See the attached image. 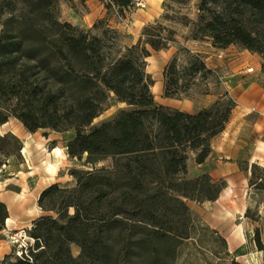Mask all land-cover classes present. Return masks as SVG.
Instances as JSON below:
<instances>
[{"label":"trees","instance_id":"1","mask_svg":"<svg viewBox=\"0 0 264 264\" xmlns=\"http://www.w3.org/2000/svg\"><path fill=\"white\" fill-rule=\"evenodd\" d=\"M98 1L106 15L84 29L60 18V3L74 7L75 0H0V127L14 119L29 133L71 131L67 156L85 167L68 168L71 182L40 192L44 214L28 230L33 246L0 264H175L179 245L192 237L187 201L213 202L225 187L206 172L185 175L189 159L200 165L210 155L233 100L224 92L194 113L160 105L146 58L176 43L175 22L188 28L186 39L233 45L264 60V0H197L194 18L169 13L170 4L187 0H163L160 19L131 46L118 44L107 18L124 16L133 0ZM179 47L163 69V97L179 98L197 76L213 75L201 55ZM182 50L188 59L179 64ZM111 98L125 107L94 123ZM22 148L18 136L0 133V181L22 163ZM248 185L264 195V167L249 166ZM7 217L0 202V239ZM244 217L257 218L248 210ZM251 242L264 255L257 228Z\"/></svg>","mask_w":264,"mask_h":264},{"label":"crops","instance_id":"2","mask_svg":"<svg viewBox=\"0 0 264 264\" xmlns=\"http://www.w3.org/2000/svg\"><path fill=\"white\" fill-rule=\"evenodd\" d=\"M77 1L75 0L74 7L66 3L62 5L66 13L64 20L88 29L95 21L105 17L106 10L100 1L83 0L82 5ZM162 2L163 0H143L142 7L125 11L124 16L110 12L107 25L117 31L122 46H131L138 41L145 25L160 19L163 13ZM173 28L177 31L176 43L164 50H150V55L146 58V72L153 79L151 92L158 104L189 113L208 106L224 92L233 100L234 107L229 120L224 129L211 140L210 155L202 164L196 165V168L201 173H208L213 180L225 181V187L220 191L218 198L209 202L212 212L206 216L207 224L227 240L230 251H237L243 247L245 249L240 236L241 229L230 228V223L244 216L247 208L246 200L250 188L249 166L254 163L264 167V60L256 53L233 45L220 49L213 47L208 41L186 39V36L179 39L180 36L188 34V28L180 26ZM178 45L202 56L206 67L220 80V83L213 84L214 87L219 86L222 92L217 94L209 85V90L195 97H163V69L177 52ZM249 68L251 71L248 72ZM154 74L157 78H154ZM23 130L25 131L24 128ZM8 131L14 133L12 130ZM52 134H56L58 137L55 138L58 140L50 139ZM71 135L72 132L69 131L62 134L51 132L43 136L44 141L50 144L48 143V148L43 144L44 152L41 154L43 170L39 177L33 182L25 181L19 185V194L16 190L13 192L17 196L15 198L7 195L9 190H0V202L5 203L8 208L5 227L1 231L3 238L0 239V260L11 252L4 239L6 231L30 227L33 219L44 214L37 206L40 192L49 184L71 181V178L67 177L71 159L67 156L65 148V142ZM51 141L55 143L51 144ZM22 143L23 161L20 165H27L28 155H31L30 148L25 142ZM245 162L248 165L247 170L242 168ZM12 176L4 179V186L10 185ZM4 193H7L6 196ZM259 203V213L262 215L261 218H264V211L260 209L264 204V195ZM253 254L262 257L260 251L254 250Z\"/></svg>","mask_w":264,"mask_h":264},{"label":"rangeland","instance_id":"3","mask_svg":"<svg viewBox=\"0 0 264 264\" xmlns=\"http://www.w3.org/2000/svg\"><path fill=\"white\" fill-rule=\"evenodd\" d=\"M196 1L197 0H187L184 4H170L169 13L170 15H176L179 17L181 15H186L189 18H194L196 15ZM64 3H60V18L64 20L66 13L63 11L62 5ZM172 24V25H171ZM169 25V24H167ZM170 25L172 27H184L179 23L171 22ZM177 34V31L175 30ZM186 35L180 36L179 39H184ZM120 40V39H119ZM118 42V41H117ZM121 45V42H118ZM179 48H183L181 45ZM188 55L185 51L182 50L179 56V64H183L187 61ZM154 78L157 76L154 74ZM220 83L218 76L213 73L212 76H208L206 80L201 79L197 76L191 86L188 88L186 93H184L181 97H195L197 94H202L206 92L209 85L212 87L213 91L216 90V93L222 92L219 86L214 87L213 84ZM215 89H214V88ZM151 89V88H150ZM125 105L123 103H118L114 101L113 98L109 99L106 102V108L104 111L94 119V123H98L102 120H106L112 117L119 109L124 108ZM8 130H12L16 136H18L23 142L26 143L30 149V156L28 155V164L27 165H15L7 168L9 175H7L4 179L11 177L10 185L4 186V179L0 181V190L4 191L9 190V192L4 193L3 195H11L12 197H17L13 192L18 191L19 194V185L24 183L25 181L33 182L36 178L39 177L41 171L43 170L41 154L43 151V144L48 148L50 142H45L43 139V132L37 131L35 134H27L21 124L14 120L10 119L6 124L0 127V133H4ZM51 133V132H48ZM67 135V134H66ZM56 134H52L50 139H54ZM58 137V136H57ZM57 139V138H55ZM58 140V139H57ZM110 160L107 159L98 164L107 165ZM29 168H28V167ZM70 167L76 168H85L81 165V162L77 160L70 161ZM18 171V172H17ZM61 173H65V171H61ZM194 164L192 158L188 161V172L185 175L187 178H192L198 174H200ZM11 174V175H10ZM70 178V176L67 175ZM71 181H62L61 183H69ZM16 190V191H15ZM11 191V192H10ZM23 197V196H19ZM262 195L258 193L254 187L249 188V192L247 195V208L250 215L256 216V220L250 219L248 217L242 216L240 219L237 218L232 223H230V228L232 229H241V239H243V246H245L237 251H230L229 245L227 244V240L223 238L216 230H213L209 227V224L206 222V216L212 212L210 209L209 202L196 203L193 201H187V205L190 209L193 228H192V237L184 240L179 245L178 255L176 258L175 264H262L264 262V255L260 258L259 256L253 254L254 250H256L251 242L253 237V232L257 228L260 232V238L262 242H264V218H261V213H259V201L261 200ZM20 204V202H19ZM18 205V204H17ZM30 206V205H29ZM33 206V205H31ZM261 206V205H260ZM264 211V204H262L261 208ZM245 210V211H246ZM261 212V210H260ZM224 239V241H223ZM8 245V244H7ZM9 246V245H8ZM11 249V248H10ZM253 250V251H252ZM71 251L74 255L77 254L78 249L74 245L71 247ZM252 252V254L250 253Z\"/></svg>","mask_w":264,"mask_h":264},{"label":"built area","instance_id":"4","mask_svg":"<svg viewBox=\"0 0 264 264\" xmlns=\"http://www.w3.org/2000/svg\"><path fill=\"white\" fill-rule=\"evenodd\" d=\"M143 6V0H133V9ZM251 71V68L247 69ZM29 227L8 229L5 233V241L11 248V253L16 257L27 256L33 246L34 239L28 234Z\"/></svg>","mask_w":264,"mask_h":264}]
</instances>
